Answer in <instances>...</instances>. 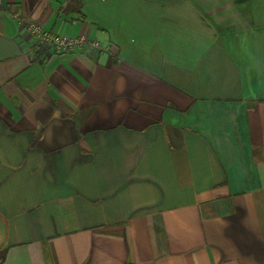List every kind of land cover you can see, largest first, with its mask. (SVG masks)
Wrapping results in <instances>:
<instances>
[{
	"label": "crops",
	"instance_id": "crops-1",
	"mask_svg": "<svg viewBox=\"0 0 264 264\" xmlns=\"http://www.w3.org/2000/svg\"><path fill=\"white\" fill-rule=\"evenodd\" d=\"M0 264H264V0H0Z\"/></svg>",
	"mask_w": 264,
	"mask_h": 264
},
{
	"label": "built area",
	"instance_id": "built-area-1",
	"mask_svg": "<svg viewBox=\"0 0 264 264\" xmlns=\"http://www.w3.org/2000/svg\"><path fill=\"white\" fill-rule=\"evenodd\" d=\"M15 17L17 23L20 26H25L29 35L37 40V48L40 52H46L47 54H66L73 53L77 49H84L86 46L92 49L99 48L98 42L90 41L84 34L68 37L45 30L41 23L20 20L19 15Z\"/></svg>",
	"mask_w": 264,
	"mask_h": 264
}]
</instances>
